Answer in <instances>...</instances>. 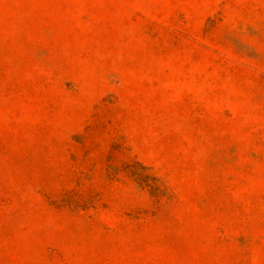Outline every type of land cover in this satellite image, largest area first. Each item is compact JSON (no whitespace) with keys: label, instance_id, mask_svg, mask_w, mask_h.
Wrapping results in <instances>:
<instances>
[{"label":"rangeland","instance_id":"1","mask_svg":"<svg viewBox=\"0 0 264 264\" xmlns=\"http://www.w3.org/2000/svg\"><path fill=\"white\" fill-rule=\"evenodd\" d=\"M0 264H264V0H0Z\"/></svg>","mask_w":264,"mask_h":264}]
</instances>
